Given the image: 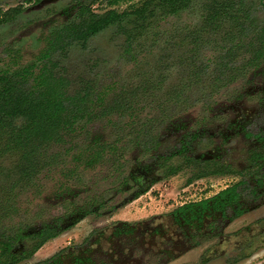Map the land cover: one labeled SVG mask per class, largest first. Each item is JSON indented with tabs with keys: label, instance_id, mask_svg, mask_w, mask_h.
Here are the masks:
<instances>
[{
	"label": "rangeland",
	"instance_id": "374dc122",
	"mask_svg": "<svg viewBox=\"0 0 264 264\" xmlns=\"http://www.w3.org/2000/svg\"><path fill=\"white\" fill-rule=\"evenodd\" d=\"M143 1L0 0V19L6 11L13 14L0 22V68L14 54L20 66L41 59L49 39L78 20L82 7L122 12ZM245 3L247 30L229 20L219 29L205 24L206 0H195L177 14L165 15L157 7L147 19L129 14L85 45L76 41L55 52V70L70 81L69 93L89 89L92 113L41 149L31 176L13 170L18 152L0 150V191L15 206L0 214V226L1 221L12 229L25 225L22 250L48 221L75 212L73 219H80L17 264H71L89 245V264H190L207 254L213 257L204 264H264L262 195L251 196L250 208L226 225L220 238L204 229L200 245L168 263L163 234L151 232L153 226H171L177 207L209 198L257 171L249 157L264 148V58L251 60L250 42L251 29L264 22V4ZM194 134L187 151L177 152L184 137ZM147 141H154V148L148 149ZM161 153H173L171 162L180 169L165 174L163 166L156 167L158 159L139 185L138 166ZM218 163L230 164L234 172L191 179ZM141 187L147 188L135 197Z\"/></svg>",
	"mask_w": 264,
	"mask_h": 264
},
{
	"label": "trees",
	"instance_id": "16d2710c",
	"mask_svg": "<svg viewBox=\"0 0 264 264\" xmlns=\"http://www.w3.org/2000/svg\"><path fill=\"white\" fill-rule=\"evenodd\" d=\"M193 1L195 0H144L141 6L122 12L115 8L98 12L87 5L81 8L82 12L78 20L69 23L62 31L49 39L48 46L44 52H41L43 54L38 61L20 66V64L16 65V55H12L5 67L0 68V144H2L0 150L19 153V160L13 170L21 177L33 175L41 151L50 143L60 141L63 132L72 128L82 118L87 119V116L92 113L88 105L90 98H87L89 89L88 91L78 90L74 94L69 93L70 81L56 72L53 56L57 50H65L68 45L76 41L85 45L89 38L102 30L113 24H122L123 19L129 14L147 19L148 14H152L155 7L165 15L177 14ZM109 2L114 4L117 0H109ZM262 2L264 4L263 0ZM245 6V0H206L207 12L204 22L207 25H215L219 29L222 22L229 20L237 28L247 30L245 18L249 17V14ZM9 13L6 11L0 22L7 21L13 16ZM251 30L253 35L249 42L254 50L251 60L257 61L264 58V22ZM127 38L131 40V35L129 34ZM152 142L154 141L145 142L150 150L154 148ZM182 144L179 152H186L187 142L183 141ZM170 158L171 155H162L159 159L165 162ZM187 159L192 160L193 157ZM262 160H264V149L252 152L250 161L253 165L258 164V172L261 170L260 161ZM179 169L180 165L172 162L164 173L175 174ZM217 171L234 172V169L230 164L224 163L212 168L204 166L191 179ZM237 186H229L209 198L186 203L181 208L227 207L233 199L238 197V192L243 191L238 190ZM146 188L141 187L133 195L138 197ZM3 195L4 193L0 191V214L7 213L4 212L6 208L15 209L10 199ZM91 210V208L84 210L83 214L92 212ZM79 219L76 218L74 224ZM12 226L11 223L6 224L5 221H1L0 227L3 231L0 232V264H17L30 258L46 241L66 230L63 227V229H57L56 226L52 227L45 223L40 230L30 236L34 239L33 243L20 250L18 243H22L26 237L23 233L25 225L19 222L15 229H12ZM70 227L71 225H68L67 229Z\"/></svg>",
	"mask_w": 264,
	"mask_h": 264
},
{
	"label": "flooded vegetation",
	"instance_id": "af4514ba",
	"mask_svg": "<svg viewBox=\"0 0 264 264\" xmlns=\"http://www.w3.org/2000/svg\"><path fill=\"white\" fill-rule=\"evenodd\" d=\"M256 135L259 136V138H262L261 135H263L264 137V134L261 135L256 134ZM196 139H197V134H194L190 137L186 135L184 137V140H182V142L180 143L177 152H179V148L183 145L182 144L183 141H186L187 146L189 147L193 143L192 140H196ZM261 149L264 148L261 147ZM162 155H163L162 153L158 154L154 157L152 162H146L138 166L137 171H139L140 173L137 175L138 177L136 179L139 185H142L144 183L143 181L144 177L149 176L153 172V170L155 169L153 164L154 163L156 164V162H158V159ZM170 155H171L170 159L165 160V162L161 161V163L156 167L160 165L161 167L165 166L163 170V172H165L166 168L169 167L170 164L172 163L171 159L174 157L173 153ZM263 162L264 160L260 161V164L263 165ZM262 168L263 166H261V170L259 172L257 171L252 175L244 176L243 178L238 179L237 181L234 182V184L231 185V186L238 185L237 186L238 190L242 189L243 191L238 192V197L236 199H233L231 203L228 204L227 207L224 208L197 207V208H187V209L177 207L176 209L172 210V214H173L172 221L174 223L171 226L160 229L157 226H153L151 229L152 237L159 236L162 233L165 238L164 253L167 260L166 263H168L175 257H179L177 254L184 253V251L187 250L189 247L191 246L195 247L200 245L203 239L204 229H207L206 233L208 235H211L212 237L217 236V238H220L223 235L221 232L225 229V227H227L226 225H228L233 219H235L237 215H242L247 211V209L250 208L248 204L250 203L251 196H254L255 198L258 197L259 195L264 196V169ZM245 194H246V198H244ZM77 214L79 215V212L78 213L75 212L69 215L68 217H64V216L56 217L54 220L48 221L47 224H50L52 227L56 226L57 229L62 227L64 229H67L68 225H71V227L74 225L75 219L73 218ZM42 227L43 225L38 230H40ZM110 237L111 239H115L117 235L113 233ZM91 248H92L91 245H89L88 247L86 246L84 248L85 250H87L86 255L78 254L77 256L74 257V259L70 263L89 264L90 260L92 259L91 257L93 253V250ZM212 257L213 256L210 257L207 254L206 257L203 256L199 260L192 262L190 264L208 263V261ZM113 259L117 261L116 256L115 258L113 257ZM188 262L189 261L185 262V264H188Z\"/></svg>",
	"mask_w": 264,
	"mask_h": 264
}]
</instances>
